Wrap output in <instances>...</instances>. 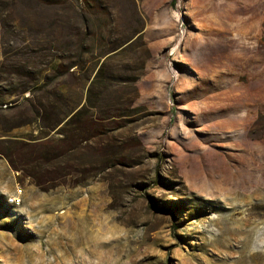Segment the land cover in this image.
<instances>
[{"label": "rangeland", "instance_id": "374dc122", "mask_svg": "<svg viewBox=\"0 0 264 264\" xmlns=\"http://www.w3.org/2000/svg\"><path fill=\"white\" fill-rule=\"evenodd\" d=\"M0 264H264V0H0Z\"/></svg>", "mask_w": 264, "mask_h": 264}]
</instances>
